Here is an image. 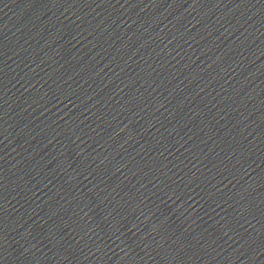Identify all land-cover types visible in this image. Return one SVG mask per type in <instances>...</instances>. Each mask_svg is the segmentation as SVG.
I'll return each instance as SVG.
<instances>
[{
    "label": "water",
    "instance_id": "95a60500",
    "mask_svg": "<svg viewBox=\"0 0 264 264\" xmlns=\"http://www.w3.org/2000/svg\"><path fill=\"white\" fill-rule=\"evenodd\" d=\"M0 264H264V0H0Z\"/></svg>",
    "mask_w": 264,
    "mask_h": 264
}]
</instances>
